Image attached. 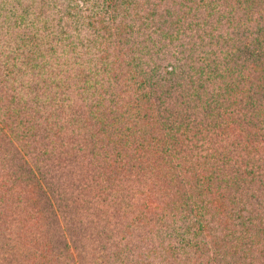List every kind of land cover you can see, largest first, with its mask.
I'll return each instance as SVG.
<instances>
[{
    "label": "trees",
    "instance_id": "trees-1",
    "mask_svg": "<svg viewBox=\"0 0 264 264\" xmlns=\"http://www.w3.org/2000/svg\"><path fill=\"white\" fill-rule=\"evenodd\" d=\"M4 1L0 0V8L5 6ZM23 1L17 0L16 10L0 18V66L6 68L0 67V264H76L80 256L74 240L72 250L63 241L62 229L69 227L68 204L76 206L74 218L83 213L85 222L90 224L93 219L89 216L93 213L82 207L90 198L93 204L102 206L93 218L109 222L116 219L112 205H120V195L126 200V193L136 204L124 227L125 236L119 237L116 246L112 245V251L101 245L100 253L90 264H191L197 259H179L176 253L182 252L184 256L186 249L195 248L209 256L208 264L215 261V256L220 255L219 247L211 235L205 234L207 242L202 238L203 242L195 243L184 235L194 238L211 227L210 222H199L198 211L205 204H220L216 219L208 221H216L224 230L231 224L228 221L242 219L243 205L247 203L223 191L193 184L210 185L224 178L218 176V171L216 177L205 173V165L214 158V152L206 154V149L209 152L212 148L208 145H216L221 139L230 142L217 154L223 165H229L228 148L233 145L246 149L245 155L254 153L252 159H264V0H199L189 10L184 0H96L93 6L101 4L98 6L104 11L102 18L95 19V15L86 12L79 17L66 13L62 18L60 14L59 19L66 21L64 32L72 39L68 55L78 61L72 60L70 67L62 68L49 79L48 72L35 65L32 57L51 35L33 26L14 30L9 25L14 21L12 27L18 26L19 17L28 13L32 3ZM191 15V23L198 24L197 29L190 28L191 23L187 22ZM110 19L114 27L111 36L118 34L117 39L125 42L122 51H116L110 33L97 27ZM122 21L127 23L125 27ZM203 23L219 28L215 39L208 37ZM72 33H76V38ZM109 38L114 50L113 64L79 62V50L83 47H78L76 39L85 43L81 56L89 53L91 60L97 57L96 48L102 46L100 40L107 42ZM28 41L33 42L32 50H27ZM140 54L149 57L152 67L139 63ZM129 70L141 79L146 77L136 83L142 81V90L148 96L158 93L159 97L178 87L196 95L189 102L200 107L201 118L194 126L186 124L180 133L184 137L174 135L158 153L169 151L168 157L126 158L125 148L142 155L154 150L153 142L165 143L162 136L159 141L156 135L164 121L154 118L157 128L146 121L144 114L137 113L138 123H130L123 115L125 101L120 98L117 84L135 79ZM98 87L104 93L88 99L83 96V90ZM128 105L135 111L138 104L129 101ZM179 121L192 123L187 116H180ZM189 133L193 134L190 138ZM250 162L247 157L240 162L235 159L236 166L229 171L235 177L228 179L251 183L255 169L254 165L249 167ZM140 166L156 177V186H164L149 188L145 174L142 179L137 177ZM195 166L203 171L197 172ZM175 167L183 173L170 175L167 170ZM139 182L148 189L137 191L135 184ZM171 182L178 189L171 192L176 196L172 195L170 205H183L182 199L191 197L198 202L191 208L189 204L183 205L196 213L192 215L195 219L180 227V231L174 230L175 240L165 241L156 234L164 224L163 212L169 209L160 196L169 190ZM99 183L106 186L99 188ZM255 183L263 186L261 178ZM88 191L92 192L90 197ZM251 195L255 196L254 192ZM233 202L239 203L237 209L233 207L226 215L221 214L223 203L231 206ZM249 210L254 214L256 209ZM171 213L172 209L168 215ZM115 215L125 217L121 208L116 209ZM218 216H224L223 220ZM138 229L143 230L140 235L125 240L126 235ZM104 232L108 230L102 229V236ZM162 251L167 257H162ZM226 254L232 255L233 251Z\"/></svg>",
    "mask_w": 264,
    "mask_h": 264
},
{
    "label": "rangeland",
    "instance_id": "rangeland-1",
    "mask_svg": "<svg viewBox=\"0 0 264 264\" xmlns=\"http://www.w3.org/2000/svg\"><path fill=\"white\" fill-rule=\"evenodd\" d=\"M96 2V0H24L23 4L25 3H32L31 7L29 8L28 13L25 17H19L18 23L19 25L16 27L13 26V22L11 21L9 23L10 27L14 30L20 29L22 26H33L35 28L45 30L47 31L51 37L48 40V42L44 41L43 45L37 49L32 57V62L35 65H40L48 72V79L53 76V74H56L61 71L62 68L70 67L72 60L78 61L76 58H73L70 55V52H68V49H71L70 44L71 40L68 38L66 33L64 32L66 29V21L63 19H59L60 14L62 15V18L65 17L66 13H70L73 16L79 17L83 13L86 12V14L95 15V19L102 18V15L104 16V11L101 10L100 3L98 5L93 6V4ZM194 2H199V0H184V5L187 10L190 8H193ZM5 6H2L0 8V18L4 14L9 13L10 11L13 12L17 8V0H5L4 1ZM204 2H201V5ZM132 8L135 7V4L131 6ZM136 9V8H135ZM19 14V11H16ZM124 14V13H123ZM125 15V14H124ZM135 15V14H133ZM188 23L192 22V15L189 16V19L187 20ZM122 26L127 25L126 22H121ZM205 24V23H203ZM190 28L193 27V29H197V25L190 24ZM89 26V25H88ZM100 29H105L107 31L108 36L115 41L117 49L116 51H122V47L125 46V42H120L117 39L118 34H114V27L112 24V19L106 21L103 24H99L97 26ZM125 27V26H124ZM10 28V29H11ZM189 28V29H190ZM204 31L207 33L208 37L216 38V35L219 32V28L213 29V26H210L209 24L204 25ZM69 32V28L67 29ZM121 33V30H119ZM70 33V32H69ZM195 33H198V31H195ZM199 34V33H198ZM72 35L75 37L76 33H72ZM120 35V34H119ZM121 36L125 37V35L121 34ZM76 38V37H75ZM110 38L107 42L104 40H100L102 46L96 48L97 51V57L92 58L90 60V54L87 53L84 56H81V51H85V43H80L77 39L75 40L78 44V47L82 46L83 48L79 50V62L83 63H93L95 64L101 63L104 61H108L110 64L114 63V50L110 47ZM27 50H32L33 42L28 41L26 42ZM211 47V46H210ZM212 48H215V45H212ZM79 49V48H78ZM35 50V49H34ZM211 50V48H210ZM198 51H202L201 49H198ZM209 51V49H208ZM69 54V55H68ZM42 55V56H40ZM99 55V56H98ZM141 58V61L139 63H143L146 65V67H152V61L149 59V57L144 56L142 54L139 55ZM96 59V60H94ZM116 64H114L115 66ZM8 66V65H6ZM2 69H6L5 67L0 66ZM81 71H79L80 73ZM116 73V72H115ZM129 74L131 77L135 79L129 80L127 83H119L117 84L118 88L121 91V100L125 101V108L123 115L130 119V123H138L139 120L137 119L138 114H144L146 121L151 125L155 124L154 118H158L159 121H164V126L161 128V131L157 135V139L159 141L165 139V143L162 144V141L160 144H156L155 142L152 143L154 150H152L151 153L145 152L142 155H138L134 153L133 149L125 148L126 152V158L129 159L131 157H134L136 159H141L143 157L148 156H163L168 157L170 155L169 151H165L163 153L158 154L167 144H169L172 140L174 135L178 138H183L184 136L180 135L182 133L184 127H186V124H189L191 126H194V123L197 119H200V113L201 109L200 107L196 106L195 104H192L193 102H189L190 99H193L196 97V95L193 92L190 91H184L183 88H174L171 92H163L159 94V97L156 95H146V91L142 90V81L141 83L137 84L136 81L141 79V76H137V74H134L131 70H129ZM111 75V74H110ZM146 77H143L141 80H144ZM46 80V79H45ZM78 81V78H77ZM67 83H71L68 81ZM112 91V90H110ZM104 93L102 91V88L98 87L96 90H83L82 94L83 96L88 99L90 97H94L96 95ZM192 95V96H190ZM214 97L217 96L215 93L213 95ZM218 97H215V100H217ZM136 103L138 105L134 106V110L132 111L129 109L128 102ZM181 101V102H180ZM87 100L84 102V104H87ZM179 103L181 105H179ZM179 113L180 116H187V119L192 120V123L190 122H182L180 120V116H176V114ZM174 121V123H171ZM226 122H229L228 120L223 122L222 125L226 124ZM238 123V122H236ZM246 124L253 125L250 123L245 122ZM156 125V124H155ZM188 125V126H189ZM243 126V124H240ZM158 128V126L156 125ZM178 132L175 134V131ZM193 134L189 133L188 138H190ZM245 141V138L243 139V142ZM230 142H226L223 139H221L216 145H208V147H211L212 149L209 150L206 149V154H211L214 152V158L209 159V163L205 165L206 170L205 173L208 175H213L214 177H224L220 178L217 181H214L210 185L205 184H193V186L202 185L204 187H207L208 190L216 189L220 192H224L225 194H229L231 197L236 196L237 198L246 200L247 204H244L243 210V217L238 222L234 221H228L227 223H231L228 228L221 230L219 226H217L216 221H208V220H215L216 219V211L220 209V204L215 203L214 206L210 204H205L202 206L203 209H199L198 215L200 216L201 221L210 222L211 227L202 230L201 235H196L194 238H192V235H184V237L188 240L192 239L193 243L195 241L207 242L208 239L205 237V234L211 235L212 239L217 243L218 245V252L220 255L215 256L216 260L209 262V264H262L264 263V159H252L250 156L255 155L254 153L250 152L249 155H245L244 153H247L246 149H240L236 147L237 145L229 146L228 148V157H229V165H223L221 160L218 158L217 154L220 155L222 153V147L228 145ZM145 146V145H144ZM243 146V144H242ZM235 149V150H234ZM251 159L250 165H254L255 169V175L252 179L251 183H235L236 181L234 179L229 180L228 177H233V174H229V171H231L233 168H235L234 160L238 159V162H240V159L243 158ZM255 160V161H254ZM142 163L147 164V160H140ZM138 163V162H137ZM141 163V164H142ZM177 161H174V164H176ZM212 164V165H211ZM139 165V164H138ZM239 165V163H238ZM142 168V166H140ZM212 167V168H211ZM195 170L197 172H202L203 169L199 168V166H195ZM134 171L139 172L137 169H134ZM170 175H178L179 173H183L182 169L180 167H175L174 170H167ZM194 171V170H193ZM146 169L142 168L138 178H141V175L145 174V181L147 182V185L150 187H154L155 190L159 189V187H162L164 185H158L156 182V177L153 175L147 174ZM155 172V171H154ZM153 172V173H154ZM156 173V172H155ZM261 177H257L259 175ZM180 178V177H179ZM258 178H261L263 181V186L258 187L256 185V180ZM142 179V178H141ZM170 184L169 190L164 191L161 193L160 199L166 203V205H169V209L166 212H163L164 214V220L163 225L160 226L159 233L156 234L162 239H165V241L172 239L175 240L176 234H174V230L177 229L180 231V227H183L185 224L189 223L190 221L194 220L195 217L192 215H195L196 213H192L191 209H188L184 207L183 205L189 204L190 208L195 207L196 203L198 202L196 197H191L188 200L182 199L183 205L180 203H177V206H173L169 204V200L171 199L172 194L171 192L177 191L178 187L174 185V182L168 183ZM106 186L105 183H99V188ZM219 186V188H217ZM137 191L146 190L148 188H145L141 184V182L135 184ZM98 186H97V192L100 193ZM237 188V190H236ZM237 191V192H236ZM254 192L255 196L252 197V193ZM234 193H237L236 195ZM87 197H90L92 195V192L88 191ZM130 193H126L127 199L123 200L121 198L122 195H120L119 199L121 200L120 205L116 206L115 204L112 205V216L113 218H116L114 220H110L109 222L102 221L101 219L96 221L93 217H95V214L98 213V209L101 210V205L99 204H93L90 198L86 200V202L83 203V208L87 209V211L92 212V216H89L90 219H93V221L90 224H87L85 222L86 218L83 216V213L80 214L79 218H74V213L76 210V206L72 203H69V208L66 209L67 211V218H68V226L66 229H62L63 231V241H66L70 249L72 250V241L74 240L75 245L77 246V252L79 257V260L76 264H90L94 261L95 254L100 253V246L104 245L106 250L112 251L114 247L112 245L116 246L117 240L120 236L124 235V227L128 223V218L131 217V212L136 204V201L132 200L130 198ZM176 196V195H174ZM257 197V198H255ZM252 198V199H250ZM138 199V198H136ZM259 200H261V204L259 203ZM98 202V200H97ZM110 203V200L107 202ZM238 202H233V205L228 206L230 204L226 203L221 206L222 213L226 215L227 211H231L232 208L236 207L238 205ZM101 206V207H100ZM250 207H255L254 214L250 212ZM98 208V209H97ZM105 208V207H103ZM122 210V212L125 213V217L123 219H120L119 217H116L115 211L116 209ZM172 209V213L168 215V212ZM237 209V207H236ZM160 211V210H159ZM207 211V212H206ZM219 212V211H218ZM220 214V215H221ZM79 215V214H78ZM224 216H218L217 218L223 220ZM245 228V229H244ZM102 229L108 230V232H104L103 236L101 235ZM242 229V231H240ZM244 229V230H243ZM132 232V231H131ZM143 232V230H134L132 235H126L127 240L129 237H132L133 235H140ZM241 232V233H240ZM157 237L155 240L158 242L160 238ZM203 238V239H202ZM124 243V240L121 241ZM120 242V243H121ZM146 243V242H144ZM187 254L182 255V252L177 251L176 256L181 259L184 257H191L193 259H197L196 263L191 264H208L206 260H208L209 256L202 254V251L199 249H186ZM229 251H233L232 255H227ZM194 253L199 254L203 258H195L196 256ZM75 253L73 252L72 255ZM93 254V255H91ZM162 257H167L165 251L161 252ZM74 261H76V257H74ZM116 264V263H113ZM165 264V262H164Z\"/></svg>",
    "mask_w": 264,
    "mask_h": 264
}]
</instances>
